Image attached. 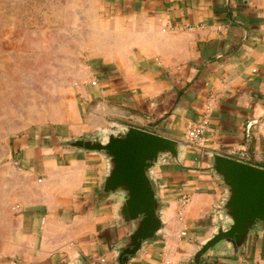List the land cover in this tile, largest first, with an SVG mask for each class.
<instances>
[{"label":"crops","instance_id":"0c3cea01","mask_svg":"<svg viewBox=\"0 0 264 264\" xmlns=\"http://www.w3.org/2000/svg\"><path fill=\"white\" fill-rule=\"evenodd\" d=\"M96 1L74 59L25 113L41 119L0 168V264H117L127 231L114 226L117 201L99 199L106 164L63 142L119 124L185 144L180 165L156 171L165 228L130 264H195L224 197L209 154L264 168V0ZM209 106V132L191 146L187 128ZM200 264H264V235L241 259L211 251Z\"/></svg>","mask_w":264,"mask_h":264},{"label":"water","instance_id":"95a60500","mask_svg":"<svg viewBox=\"0 0 264 264\" xmlns=\"http://www.w3.org/2000/svg\"><path fill=\"white\" fill-rule=\"evenodd\" d=\"M71 140L65 147L96 155L106 164L99 199L117 201L114 226L127 235L115 245L116 262L130 264L165 228L166 205L156 171L161 165H180L185 144L126 124L94 138ZM207 169L222 184L224 197L216 208V229L199 246L194 262L200 264L211 251L241 259L264 235V168L210 153Z\"/></svg>","mask_w":264,"mask_h":264},{"label":"rangeland","instance_id":"374dc122","mask_svg":"<svg viewBox=\"0 0 264 264\" xmlns=\"http://www.w3.org/2000/svg\"><path fill=\"white\" fill-rule=\"evenodd\" d=\"M97 6L96 0H0V168L13 156L11 141L41 119L25 113L74 59ZM8 31L10 40L2 35Z\"/></svg>","mask_w":264,"mask_h":264},{"label":"built area","instance_id":"2783aa9c","mask_svg":"<svg viewBox=\"0 0 264 264\" xmlns=\"http://www.w3.org/2000/svg\"><path fill=\"white\" fill-rule=\"evenodd\" d=\"M210 111H211V107L209 106L207 108L206 115L201 123L191 124L190 126H188L186 142L189 145L197 147L204 142L205 137L208 134L210 128V116H209ZM190 201H191V196L189 195H182L180 198V202H179L180 207L177 217L180 222H183L185 219V210L190 204ZM182 235L185 236L186 232L184 231ZM99 264H103V263H99Z\"/></svg>","mask_w":264,"mask_h":264}]
</instances>
